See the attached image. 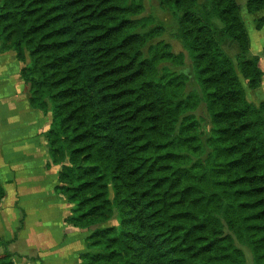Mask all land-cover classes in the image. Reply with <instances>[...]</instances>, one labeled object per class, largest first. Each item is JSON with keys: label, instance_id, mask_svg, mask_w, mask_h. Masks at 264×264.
<instances>
[{"label": "trees", "instance_id": "trees-1", "mask_svg": "<svg viewBox=\"0 0 264 264\" xmlns=\"http://www.w3.org/2000/svg\"><path fill=\"white\" fill-rule=\"evenodd\" d=\"M127 1L0 0V50L24 63L29 105L51 113L45 138L59 166L54 190L70 204L66 222L94 228L80 264H245L226 230L264 264V102H246L237 71L250 88L263 72L247 57L237 4L159 0L175 15L200 90L181 99L187 77L157 75L171 53L144 55L152 35L136 31ZM228 37L235 63L222 49ZM200 101L210 138L184 113ZM4 195L0 184V203ZM114 210L116 225H103ZM0 246V264H14Z\"/></svg>", "mask_w": 264, "mask_h": 264}, {"label": "crops", "instance_id": "crops-1", "mask_svg": "<svg viewBox=\"0 0 264 264\" xmlns=\"http://www.w3.org/2000/svg\"><path fill=\"white\" fill-rule=\"evenodd\" d=\"M8 61H12L14 70L12 74L8 73L10 77H0V184L5 191L0 203V242H7L6 247L13 253L14 264H80L79 254L86 250L85 238L90 230L66 222L70 204L62 194L54 190L59 166L50 162L45 138L51 117L29 105L27 88L20 78V69L24 63L15 57L14 51L0 50V75L6 72ZM259 65L264 71V59L260 58ZM262 84L259 89L246 90L247 97L251 95L253 99L252 94L260 90ZM39 151L43 155L38 159L36 153ZM36 166L44 168L55 178L53 192L66 202L64 225L59 223L58 228H55V221L41 217L43 214L26 210L29 206L21 199L24 186L33 182ZM30 230L32 233H29ZM74 235L78 236L77 244H73ZM3 249L0 246V254ZM70 250H74L70 253L72 260L65 263L60 255Z\"/></svg>", "mask_w": 264, "mask_h": 264}, {"label": "rangeland", "instance_id": "rangeland-1", "mask_svg": "<svg viewBox=\"0 0 264 264\" xmlns=\"http://www.w3.org/2000/svg\"><path fill=\"white\" fill-rule=\"evenodd\" d=\"M199 4L205 3L207 0H197ZM235 3L238 6V11L240 14V17L246 27V30L249 35L250 39V48L247 53V57H252L256 55L259 60L260 58L264 59V55L262 53V50L264 49V25L258 21V19L264 15V9H258L255 11H248L247 9V1L248 0H234ZM128 5H132L133 8L136 7L135 13L131 16L133 19L140 20V26L136 28V31L138 32H146L150 31L151 38L146 42V44L143 47V53L145 56H149L153 53V51L158 50V48H165V50L169 51L170 57H167L166 55L160 60V62L157 64V75L160 74L164 75H176V74H182L185 77H187L186 80V89L183 91V95L181 96V99H185L187 96H189L190 90H193L194 92H197L200 94L199 86L196 83V81L193 79L192 74V61L190 59V56L187 52V50L184 48L181 40L177 37V29L178 24L177 20L175 18V15L171 8L161 4L159 0H128ZM212 22L218 27L222 28L224 24L222 21L218 18H213ZM222 49L225 52V54L235 63L236 62V54L238 53L239 49L237 44L228 37L222 44ZM160 50H158L159 52ZM254 53V54H253ZM27 62L29 61V58L26 57ZM9 66L6 64V72L2 75H0L1 78L10 77L14 66H12V61H8ZM258 66L259 61H258ZM261 69V67H260ZM262 70V69H261ZM10 76L8 73H10ZM263 74L261 75L259 79V83L255 88H250L247 84V80L237 71V75L239 77V81L244 89V95L245 100L249 105L253 107H260L261 103L264 102V85L260 90H257L254 92L255 94L252 96L249 95L247 97L246 90L248 89H259L261 87V83H264V71L262 70ZM6 73V74H5ZM250 90V91H252ZM253 100H256L254 103ZM24 103L26 105L27 99L24 100ZM262 111V110H261ZM185 115H192L196 122L199 125V131L202 132L204 138H210L211 137V130H212V122L210 113L207 110L206 104L202 101L196 104V106L192 109L185 110ZM262 116L264 117V112L262 111ZM48 114L51 117V113L48 112ZM180 119L175 127V133L178 131ZM210 149L206 148V151L208 152ZM42 151H39L36 153V157L38 159L40 156H42ZM37 161V159H35ZM35 165V163H34ZM59 169V168H58ZM33 182L24 186L22 189L21 199L24 203H27V209L26 210H34L37 211L41 215V217L48 218L49 220H53L56 222L55 228L59 227V223L63 224L64 214L66 211L65 208V200L63 197H60L59 195L55 194L53 192V185H54V177L44 170V168H41L39 166H36L35 173L33 174ZM112 196V190H110V197ZM34 200V203L31 202ZM116 218H117V211H113L112 218L107 221L103 225H116ZM101 225V226H103ZM94 228H90V231ZM226 232L232 234L235 244L237 247H239L242 251L245 264H253V256L251 251L244 245H241L236 236L232 233V231L226 230ZM29 233H32L30 230ZM34 237H36V233L34 232ZM43 235V233L41 234ZM79 242L78 236H73V244H77ZM70 244H72L70 242ZM68 248L69 245L67 244ZM74 248V246H73ZM74 250H70L68 253H65L63 255H60L63 262L71 261L70 253ZM70 258V259H69ZM61 264V263H60Z\"/></svg>", "mask_w": 264, "mask_h": 264}]
</instances>
